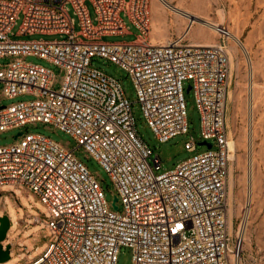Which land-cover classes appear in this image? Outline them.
I'll return each instance as SVG.
<instances>
[{
  "label": "built area",
  "instance_id": "obj_1",
  "mask_svg": "<svg viewBox=\"0 0 264 264\" xmlns=\"http://www.w3.org/2000/svg\"><path fill=\"white\" fill-rule=\"evenodd\" d=\"M150 4L0 0V57L10 59L0 66L4 95L36 97L0 106V131L42 123L69 134L77 149L83 148L106 170L123 206L120 212L108 203L97 177L75 156L77 149L21 132L13 145L0 147V192L10 188L9 194L21 195L20 187L31 191L47 208L48 228L55 235L31 264H117L122 247L132 249L133 264H233L238 256L227 224L233 153L226 125L231 33L217 26L220 42L215 45L185 37L155 43L149 38ZM20 19L19 37L62 39L16 40L13 29ZM128 22L140 31L135 40H104L130 35ZM29 56L64 70L59 89L54 73L27 62ZM96 57L129 74L144 117L162 143L189 132L185 83L191 82L188 91H193L200 113L202 142L212 147L157 173L161 160L139 134L133 104L117 79L92 66ZM185 148L195 152L197 144L192 139ZM32 222L42 223L39 218Z\"/></svg>",
  "mask_w": 264,
  "mask_h": 264
},
{
  "label": "rangeland",
  "instance_id": "obj_2",
  "mask_svg": "<svg viewBox=\"0 0 264 264\" xmlns=\"http://www.w3.org/2000/svg\"><path fill=\"white\" fill-rule=\"evenodd\" d=\"M156 1L158 4L156 15L151 9L150 39L171 42L179 37H185L188 42L215 45L220 42V37L217 32L205 25L206 22H212L227 28L242 44V47L234 52L231 50L233 42L231 39L228 40L230 86L226 125L230 142L235 143V152L231 155L228 168L227 224L230 231L228 219L232 208L233 230L229 234L239 250L233 264L236 260L237 264H264V0H166L171 7H177L190 17L177 15L160 1ZM89 9L94 20L95 12L91 5ZM191 20L196 21L192 28L188 27ZM21 24L22 19L13 29L12 38L16 40L62 39L61 36L44 35L19 37L17 34ZM129 26L130 35L106 37L104 40L107 42L135 40L140 31L131 23ZM76 30H79L78 26ZM25 60L49 68L54 73L55 88L61 87L65 77L64 70L36 56H29ZM9 62L10 59L0 57V66ZM92 66L120 82L127 98L133 104L139 134L151 148L154 156H159L161 160L162 168L157 173L173 170L183 161L208 150L206 145L200 144L201 118L195 95L193 91H188L191 82L185 83L189 132L162 143L156 139L144 117L135 85L129 74L119 65L100 57L93 59ZM35 99L36 97L31 95L8 99L4 95V84L0 82V106ZM20 132L44 135L71 150L78 147L77 142L69 134L42 123L27 125L21 130L0 131V147L13 145L16 142L15 136ZM192 139L197 144L195 152H189L185 148V144ZM75 156L97 177L105 190L106 200L113 203L117 192L106 170L83 148L77 149ZM19 189L22 190L21 195L9 194L8 191L12 190L10 188L0 192V216L7 215L11 221V229L4 246L12 245L11 259L0 264H31L55 241V235L48 228L50 219L45 205L31 191L23 187ZM15 191L17 192V189ZM118 206L122 212L123 206L120 202ZM32 218H39L42 223L35 225ZM240 227L243 229L242 236H238ZM133 255L131 248L122 247L117 264H133Z\"/></svg>",
  "mask_w": 264,
  "mask_h": 264
},
{
  "label": "bare ground",
  "instance_id": "obj_3",
  "mask_svg": "<svg viewBox=\"0 0 264 264\" xmlns=\"http://www.w3.org/2000/svg\"><path fill=\"white\" fill-rule=\"evenodd\" d=\"M155 1V0H154ZM160 1L165 7H167L168 9H170L171 11H173L175 14L177 15H180V16H187V17H190V15H187L186 13L182 12L180 9H178L177 7H171L167 2L166 0H158ZM154 19V18H153ZM196 21H193L191 20L190 23L188 24V27L191 26L192 28V25L195 23ZM206 26H208L211 30L217 32V26H219L218 24L216 23H212V22H206L205 23ZM187 31V30H186ZM188 33V32H187ZM153 42H158L155 38H151ZM230 39L232 40L233 42V45L231 47V50H233L234 52L237 51L238 48L242 47V44L240 42V40L238 39L237 36L235 35H232L230 36ZM169 42H161V44H168ZM194 43H197V42H194ZM199 44V43H198ZM205 45H212V43H205ZM254 85L252 84V87ZM251 87V89H252ZM230 148L232 150V152H235V143L234 142H230ZM234 155V154H233ZM232 159V158H231ZM233 209L231 208L230 211H229V219H228V223H229V232H232L233 230ZM242 233H243V229L242 227L239 228L238 230V236H242ZM235 264H237V260L235 262Z\"/></svg>",
  "mask_w": 264,
  "mask_h": 264
},
{
  "label": "water",
  "instance_id": "obj_4",
  "mask_svg": "<svg viewBox=\"0 0 264 264\" xmlns=\"http://www.w3.org/2000/svg\"><path fill=\"white\" fill-rule=\"evenodd\" d=\"M21 135H22L21 132L18 133L15 136V139H17ZM201 145H206L208 148L212 147V145L208 144L207 142H202ZM117 202H118V198L115 197L113 201V208L115 210H118ZM10 229H11L10 218L7 215L0 216V262L1 263H5L11 259V255H10L11 245L6 246L5 248L3 246V243L7 239V235Z\"/></svg>",
  "mask_w": 264,
  "mask_h": 264
},
{
  "label": "crops",
  "instance_id": "obj_5",
  "mask_svg": "<svg viewBox=\"0 0 264 264\" xmlns=\"http://www.w3.org/2000/svg\"><path fill=\"white\" fill-rule=\"evenodd\" d=\"M151 9H153V13H154V15H156V12H157V9H158V4H157V1L156 0L155 1L154 0H151L150 11H151ZM151 15H152V11H151ZM155 19H156V17H155ZM155 43L161 44V41L158 40V42H155ZM192 43H194V42H192ZM197 43L203 44L201 42H197Z\"/></svg>",
  "mask_w": 264,
  "mask_h": 264
}]
</instances>
